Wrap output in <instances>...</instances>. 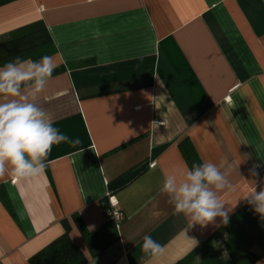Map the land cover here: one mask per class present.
<instances>
[{"label": "crops", "instance_id": "1", "mask_svg": "<svg viewBox=\"0 0 264 264\" xmlns=\"http://www.w3.org/2000/svg\"><path fill=\"white\" fill-rule=\"evenodd\" d=\"M29 25L45 30L57 65L37 104L79 143L53 145L35 179H0V264H30L65 233L84 264H176L193 251L192 264H199V248L221 219L187 228L160 189L166 173L190 168L179 148L185 138L200 162L238 165L234 190L220 197L229 217L254 188L264 189V0L0 5V42ZM142 165L131 182L111 190ZM254 165L257 175L249 171ZM112 203L123 214L118 225L108 215ZM79 220L100 232L102 251L93 254ZM144 235L164 246L162 256L143 254ZM253 250L260 254L254 264H264V253Z\"/></svg>", "mask_w": 264, "mask_h": 264}, {"label": "clouds", "instance_id": "2", "mask_svg": "<svg viewBox=\"0 0 264 264\" xmlns=\"http://www.w3.org/2000/svg\"><path fill=\"white\" fill-rule=\"evenodd\" d=\"M56 67L51 56L39 60L16 56L0 66V179L10 177L13 184L35 179L44 173L53 145L79 143L54 127L51 116L37 104ZM257 167L249 169L252 175H257ZM234 171L239 174L234 162L204 160L178 173H166L160 191L167 194L174 212L187 218V228L205 227L217 217L227 224L231 208H225L220 197L234 190L230 178ZM245 199L264 217V189L254 188ZM164 250L150 235L143 236L145 256L158 258Z\"/></svg>", "mask_w": 264, "mask_h": 264}, {"label": "trees", "instance_id": "3", "mask_svg": "<svg viewBox=\"0 0 264 264\" xmlns=\"http://www.w3.org/2000/svg\"><path fill=\"white\" fill-rule=\"evenodd\" d=\"M11 0H0V5ZM36 25H29L18 29L8 39L0 42V64H5L2 60L11 56H20L22 59L31 58L39 60L43 56H49L54 52L53 44L47 36L45 30ZM45 37V38H44ZM44 51L38 57H32L34 50ZM179 148L186 159L189 167L193 163H201L195 154L191 143L185 138L179 142ZM162 148L155 149L157 153ZM145 169L144 165L139 166L109 184L112 191H117L131 182ZM81 234L92 250L93 254L102 251L106 246L99 242V231L88 232L77 221ZM224 242V251L227 257H222L218 250V241ZM219 245V244H218ZM257 246L261 253H264V217L257 214L248 203L239 208L229 217L227 224H222L212 238L205 241L199 248V264H254L259 258L253 248ZM195 251L190 253L176 264H192L195 259ZM30 264H84L85 259L80 250L71 242L67 234L56 238L41 251L32 256Z\"/></svg>", "mask_w": 264, "mask_h": 264}, {"label": "built area", "instance_id": "4", "mask_svg": "<svg viewBox=\"0 0 264 264\" xmlns=\"http://www.w3.org/2000/svg\"><path fill=\"white\" fill-rule=\"evenodd\" d=\"M110 206L111 210L108 213L109 218L115 223V225H118L123 220V214L119 210L115 209L116 204L112 203Z\"/></svg>", "mask_w": 264, "mask_h": 264}, {"label": "rangeland", "instance_id": "5", "mask_svg": "<svg viewBox=\"0 0 264 264\" xmlns=\"http://www.w3.org/2000/svg\"><path fill=\"white\" fill-rule=\"evenodd\" d=\"M219 244V245H218ZM218 244H217V247H218V250H222L221 252H220V255L222 256V257H227L228 256V254H227V252L226 251H224L223 249H224V242L222 241V240H219L218 241Z\"/></svg>", "mask_w": 264, "mask_h": 264}]
</instances>
